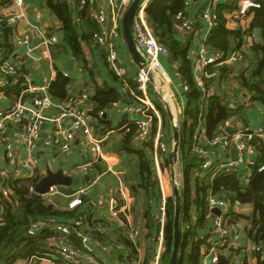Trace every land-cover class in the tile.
Segmentation results:
<instances>
[{
    "label": "crops",
    "instance_id": "crops-1",
    "mask_svg": "<svg viewBox=\"0 0 264 264\" xmlns=\"http://www.w3.org/2000/svg\"><path fill=\"white\" fill-rule=\"evenodd\" d=\"M65 1L69 7L73 23L81 30L82 35H88L91 31L86 19L89 18L87 13L79 11L76 6L69 4L67 0ZM99 2L107 5L104 0H99ZM222 3L225 4L227 2L226 0H187L183 11L180 13L182 21H175V28L179 30L177 32L181 37L185 38L186 34L192 35L191 47L188 54L192 60L193 71L199 51L206 44L212 31L208 22L203 18V14L209 8L216 14L217 6ZM233 4H235V9L225 13L227 28L231 41L235 42V47L233 48H240V51L245 55V59L225 66L226 69L232 68L229 80L221 76L216 79L213 78V83L209 87H202V90L209 94H222L226 97L229 105L233 101L237 102L236 108H232L235 110L234 116L227 121L228 124H224L221 130L226 131L228 134L233 133L239 128L257 132L260 129H264V105L253 102L249 106L242 102L241 94L248 92L242 89L240 76L245 68L251 66V62L247 59L246 55L254 56L255 45H264V39L261 37V30L259 28L254 29L252 34L245 33L251 27L255 17L251 9L253 7L264 6V0H236ZM12 8L14 9L12 0H0L1 17L6 18L9 16ZM21 11L25 14V17L19 20L15 28L5 24L8 27V34L4 30L1 32L3 27H0V59L14 60L19 66V72L10 85L3 86L1 82L4 78L0 75V108H13L20 103L29 108V110H32L34 99L40 96H49L53 100L54 105L46 113L48 119L42 125L41 137L35 151L37 162L35 166L32 168L23 166L22 161L25 157L26 149L24 144L19 140L14 137L8 139V142L13 146V158L7 157L4 144L0 143L1 177L12 180L38 178V183L47 174L48 170L56 172L62 169L66 176L78 178L80 181L77 186L55 185L54 187H56L58 192L49 196L48 199L52 201L50 204L59 211H76L78 214L71 218L78 217L84 219L82 230L92 236L95 248L98 250L101 244L111 246L110 251L103 252L101 255L110 264H154L152 251L157 246V237L160 230V223L158 221V216L160 215L159 206L164 198H174V187L169 162L174 142L173 121L164 107L165 104L157 96L154 97L157 107L158 103H160L167 115L166 118L162 116L161 128H154L152 134L154 136L156 131L161 130L169 147L168 153L162 157L160 169L157 168L154 159L155 148L153 142L144 144L135 141L134 137L130 143L131 148L141 149L149 157L152 172L150 175L144 173V178H142L138 156L128 150L129 146H125L126 136L131 126H137V124L132 119V115L124 111V107L130 102L134 103V101L126 93L127 89L124 88L120 78H116L114 72L111 70L104 51L96 45L94 39L92 40L89 37L87 41L82 43L83 58L75 57L65 42V31L62 22L48 6V0H24ZM29 17L33 19L34 23L29 20ZM89 19L95 23L91 18ZM183 21L192 22L191 29L182 28ZM95 25L98 30V24L95 23ZM61 32H64L63 39H61ZM239 33L243 35V39L239 37ZM24 35H28L31 39V51H28L27 48L18 47L16 43L17 37ZM53 37H57L58 40L55 42L51 41ZM11 48L13 49L11 50ZM118 52L128 68V73L136 76L140 66L130 55L123 37L118 40ZM169 56H161L160 59L171 64V68L179 80V85L173 86V77L167 72L172 92L175 94L174 98L177 100L179 106V108H174L172 105L171 108L175 121L179 124L186 107V95L184 99H181L186 89L184 88V83L176 73L178 63L170 61ZM69 58H73L75 63L74 69L72 72H69L68 88L73 96L71 99L73 102L77 103L80 99H83V102L78 104L80 108L89 111L90 108L94 107L93 98L95 96V86L97 85L103 89L116 88L121 96L118 101L111 103L106 108V117H102V120L90 115L94 135L103 140V150L108 159V162H97L94 165V173L91 174H82L78 170L80 165L93 160V154L84 145L82 138L77 137L71 149L63 151L59 132L51 120L52 117H56L59 114V105L63 102L71 101H60L49 92L50 83L56 80L59 73L63 74L66 72L63 62ZM24 77L29 78L31 84L37 87L38 90H26L27 84ZM262 83L264 84V79ZM14 86H20L21 92L16 94L14 90H9V93H7V88ZM132 87L135 88L134 83H132ZM174 109H176L177 114L174 112ZM28 114L29 111L27 112ZM134 117L137 120L143 118L141 114H136ZM22 123L25 124L23 119ZM199 124L201 125V123ZM11 125L13 124L11 123ZM66 125L70 126L69 123H66ZM227 128H234V131L228 132ZM200 131L202 132L201 128L195 133H199ZM258 137L264 140V135ZM251 140L249 141L251 142ZM47 141H50L51 144H48ZM206 149H208L207 158L213 162L226 163L233 160L232 152L235 148L224 150L221 147L207 146ZM259 157V150L251 144V148L244 154L243 161L239 163L237 169L229 173L237 175L243 192L248 187L245 180L250 175L252 177L253 167L258 165ZM199 167L194 171V179L198 178L197 171ZM175 173L176 182L180 189L183 190V173L180 157L175 164ZM207 174L203 177H206ZM85 175H89L90 179L87 180ZM82 189L84 192L79 193L78 191ZM5 190L6 195L11 193L10 189L4 188ZM217 195L228 198L230 201V212L250 216L254 211L251 203L240 202L239 200H235V203H232V200L236 197V193L233 191H226V193H218ZM75 197H80L82 203L75 209H71L69 203ZM84 198L86 199L85 202L83 201ZM100 200L103 202L99 203ZM114 210L119 212L118 217L113 216L112 212ZM209 218L211 217L209 216ZM57 220L59 222L52 224L54 229L57 224L68 219ZM237 222L232 223L229 217V223L233 231L241 235V240L237 246L229 245L226 247L223 253L230 257L229 264H258V255L253 247L256 245L264 246V237L261 235L259 241H256L254 237H248V230L251 227L250 221L241 218ZM129 223L134 225L140 232L139 251L133 250L129 245ZM73 243L76 245L80 242L74 240ZM117 244H122V247L118 248ZM49 254L51 253H42L41 256H36L29 260L21 259L15 264H52L53 262L65 264L60 262L57 256H50ZM212 256V251H208L207 247L203 246L201 248L199 264H207ZM210 264L214 263L211 262Z\"/></svg>",
    "mask_w": 264,
    "mask_h": 264
},
{
    "label": "built area",
    "instance_id": "built-area-1",
    "mask_svg": "<svg viewBox=\"0 0 264 264\" xmlns=\"http://www.w3.org/2000/svg\"><path fill=\"white\" fill-rule=\"evenodd\" d=\"M23 1L24 0H12L14 9L12 8L11 13L6 18L0 16V27L2 24H7L15 28L19 20L25 17V14L21 11ZM104 1H106L107 5L100 3L99 0H67L69 4L76 6L79 11H85L88 17L98 24L99 29L96 31L94 41L96 45L104 51L111 70L120 78L124 88L127 89L126 93L134 101V103L130 102L126 104L124 111L132 115V119L137 124L138 132L135 136V141L144 144L153 142L155 148L154 159L157 168L160 169L159 166L162 157L168 153L169 147L166 143L164 133L161 130L156 131L154 136L152 135L154 128L159 129L162 125V115L154 97L157 96L166 106V102L169 101V98L175 95L171 89L169 75L160 59L161 56L167 57L170 53L168 49L158 41L147 22L146 7L150 0H142L134 17L133 34L137 48L145 57L146 62L140 67L136 76L130 75L127 66L118 52V40L122 37L123 18L133 0ZM235 1L236 0H226L227 3H234ZM203 18L208 22L210 28L214 27L215 14L211 8L203 14ZM176 20L182 21V16L179 14ZM192 25V22L189 21L182 22V28L184 29H191ZM57 40V37L51 39V41L54 42ZM30 41V37L24 35L17 37L16 43L18 47L27 48L28 51H31ZM244 59L245 56L241 51H234L225 58L224 52H212L205 44L200 49L194 64V79L200 87H204L205 78L216 79L220 76V71L218 70L211 73L207 72L210 65H214L217 68L224 67ZM18 67V64L14 60L0 59V75L4 78L1 82L3 86L12 84L14 77L19 72ZM63 75L69 77L68 72H64ZM151 75H153V82H151ZM24 80L27 84L26 90H38L37 87L31 84L29 78L24 77ZM132 83L135 84V88L132 87ZM166 87L171 90V92L165 94L163 91ZM184 88L187 90V85L184 84ZM240 97L242 102L246 105L250 106L252 104L248 93H243ZM82 102L83 99H80L77 103L72 100L63 102L58 106L60 109L59 114L56 117H52L51 120L59 132L63 151H69L77 137L82 138L84 145L93 154V160L89 163L80 165L78 170L82 174H91L94 173V165L97 162H108V159L103 150V140L95 136L93 132L89 113L92 108H90L89 111L80 108L78 104ZM53 105L54 102L49 96H40L34 99L35 110H29V108L20 103L13 108H0V143L4 144L8 158L14 157L13 146L8 142L10 137H14L23 143L26 149V154L22 161L23 166L28 168L35 166L37 163L35 151L41 137L42 125L43 122L48 119L46 113ZM28 111L29 114L27 115ZM99 114L103 116L105 111ZM136 114H141L143 118L137 120L134 117ZM24 118L27 120L25 124L22 123V119ZM11 123L13 125H11ZM66 123H69L70 126L68 127ZM226 123L228 124V122ZM263 135L264 129L252 132L249 130L247 131L245 128H239L232 134H228L223 130L217 132L206 141L207 146L221 147L224 150L235 148L238 151L236 160L222 163L213 162L207 158L208 149L202 145L204 138L200 132L195 133L193 135L192 151L203 159L197 171V176L202 178L210 170H214L212 176L234 172L239 166V163L243 161L244 154L251 148V142L249 140L254 136ZM47 143L51 144L50 141H47ZM258 170L264 171V164L258 166ZM251 178L250 175L249 178L245 180L246 184H249ZM0 191H4L2 183H0ZM4 192L6 193V190ZM57 192L56 187H51L50 191L42 196L48 203H52L48 198L50 195H54ZM78 192H84V190L82 189ZM102 202L103 201L100 200L99 203ZM81 203L82 199L80 197H75L70 201L69 207L75 209ZM206 206L207 212L211 217L210 227L215 235V237L210 238L209 241L212 246L211 251L213 254L211 262L217 264L219 261V248L228 247L229 245L237 246L241 240V235L238 232H234L229 223V216L227 215L230 213V201L228 198L210 193L206 200ZM215 208L221 209L220 215L213 213V209ZM159 211L160 215L158 216V221L160 223V230L157 237V246L152 251L154 264H164L163 255L166 250L167 198L163 199L159 206ZM112 214L114 217L119 216V212L115 210ZM55 222L59 221L50 218L45 221L35 222L32 225L31 232L36 234L44 228L52 227L54 229L52 224ZM83 224L84 219L78 217L70 218L57 224L53 236L45 242L44 253L50 252V256H57L59 261L65 264H110L101 255L103 252L110 251L111 246L108 244H101L100 248L97 250L92 236L82 230ZM139 239V230L129 223L128 242L130 247L135 251H139ZM74 240L80 243L75 245L73 243ZM117 247L121 248L122 244H117ZM253 249L256 252H261L264 251V246L256 245ZM52 264L57 263L53 262Z\"/></svg>",
    "mask_w": 264,
    "mask_h": 264
},
{
    "label": "trees",
    "instance_id": "trees-1",
    "mask_svg": "<svg viewBox=\"0 0 264 264\" xmlns=\"http://www.w3.org/2000/svg\"><path fill=\"white\" fill-rule=\"evenodd\" d=\"M186 1L150 0L146 7V18L158 41L173 55L172 61L178 63L176 73L182 82L187 85L185 92L186 107L179 122L181 137L180 161L183 173V190H181L183 209L181 215L182 239L178 264H199L201 248L205 246L210 251L212 247L209 243L210 238L215 237L210 227V218L206 206V200L210 193L220 194L233 191L236 193V197L232 200V203H235V200L251 203L254 211L250 216L238 215L234 212H230L227 216L230 217L232 223H238L237 221L241 218L249 220L251 227L248 230V237H254L256 241L261 239V235L264 237V171L258 170V166L264 164V140L258 136H254L251 140V144L259 150L260 157L258 165L253 167L252 178L245 192L242 191L240 180L236 174L222 173L212 176L214 170H210L206 177L194 179V171L202 164L203 159L192 151L193 135L201 128L202 132L200 131V133L204 138L202 145L207 147L206 141L217 132H220L224 124L234 116L235 110L230 107L225 96L218 93L203 92L202 87L194 79L192 60L188 54L192 35L186 34L183 38L175 31L176 18L183 11ZM48 6L62 22L65 31V42L70 47L72 54L77 58H83L82 43L87 41L89 37L92 40L94 39L97 31L95 23L86 18L91 32L88 35H82L81 30L72 21L65 0H48ZM234 6L233 3H222L217 6L214 18L215 24L206 41V46L212 52L222 51L225 58L234 51H240V48L234 49L231 45L225 17L227 11L235 9ZM251 11L254 12L255 17L251 27L245 33L252 34L254 29L259 28L261 37L264 39V6L253 7ZM83 12L85 13V11ZM2 27L1 32L4 30L8 34V27L5 24ZM239 37L243 39V35L240 33ZM255 46V55H246L251 62V66L245 68L240 76V81L242 89L250 95V101L264 105V84L262 83L264 79V45L256 44ZM250 50L253 51L252 48ZM221 68L210 65L207 72L211 73L218 70L221 77L229 80L232 68L227 67L228 69L224 72H221ZM116 78L118 77L116 76ZM213 81V78H205L204 87H209ZM68 85L69 78L59 73L56 80L50 83L49 92L60 101L71 100L73 96ZM9 90H14L16 94H19L21 87L7 88V93H9ZM120 97V93L116 88L103 89L98 85L95 86L94 107L90 115L102 120L103 116L99 113L105 111L111 103H115ZM158 107L163 118H166L167 115L163 106L158 103ZM137 132L138 127L131 126L126 136L125 146H129L128 150L138 156L142 178H144V173L151 174L152 167L148 155L143 150L130 147V143ZM166 161L168 163L167 159ZM37 179L12 180L10 178L4 179L0 175V183L4 188L11 190L9 195H6L4 191H0V207L4 209L3 213L0 214V264H15L18 260H29L41 256L42 253L44 254L45 242L53 236L56 229L52 227L44 228L34 234L31 232L33 223L50 218L69 219L78 214L76 211H59L48 203L42 195L36 193L34 186L38 181ZM83 201L85 202L86 199L84 198ZM173 216L174 198L169 197L167 199L164 264L169 263L171 255ZM225 248H219V261L217 264H229L230 257L223 253ZM257 255L258 264H264V251L257 252Z\"/></svg>",
    "mask_w": 264,
    "mask_h": 264
},
{
    "label": "water",
    "instance_id": "water-1",
    "mask_svg": "<svg viewBox=\"0 0 264 264\" xmlns=\"http://www.w3.org/2000/svg\"><path fill=\"white\" fill-rule=\"evenodd\" d=\"M142 0H133L130 4L128 10L125 13V16L123 18V24H122V37L124 39V42L127 46V49L132 56L133 60L142 67L146 59L141 54V52L138 50L136 41L133 34V21L134 17L140 7ZM29 20L34 23L33 19L29 17ZM175 31H179L177 28H175ZM64 38V32H61V39ZM232 47H235V42L231 41ZM170 61L173 59V55L170 54L169 56ZM74 63L75 60L73 58L67 59L64 64V68L66 72H72L74 69ZM226 67H222L221 71L224 72ZM151 82L154 81L153 75L150 76ZM166 89V88H165ZM164 89V91H165ZM167 90V89H166ZM167 93V91H165ZM237 102H231L230 107L236 108ZM167 113L169 114V117L173 121L172 129H173V136H174V142H173V148L170 155V167H171V173H172V180H173V190H174V216H173V242H172V249H171V255L169 259L168 264H178L179 261V251H180V245H181V239H182V230H181V215H182V209H183V197L181 193V189L176 182V173H175V164L178 162L180 157V148H181V137H180V126L175 121L174 113L172 111V108L168 102H166L165 106ZM32 110H35V107L32 106ZM48 117V116H46ZM103 117H106V113L103 115ZM25 123L27 122L26 119H23ZM228 132H233L234 128H227ZM232 134V133H230ZM233 160L237 159L238 151L236 149L232 152ZM85 178L87 180L90 179L89 175H85ZM79 179L71 176H66L64 171L62 169L57 170L56 172L52 170H48L47 174L41 178V180L36 184L35 186V192L40 195H45L50 191L51 187H54L55 185L60 186H77L79 184ZM233 198V196H231ZM4 209L1 208V214L3 213ZM213 213L216 215L221 214L220 208L213 209ZM211 260L207 262V264H210Z\"/></svg>",
    "mask_w": 264,
    "mask_h": 264
},
{
    "label": "rangeland",
    "instance_id": "rangeland-1",
    "mask_svg": "<svg viewBox=\"0 0 264 264\" xmlns=\"http://www.w3.org/2000/svg\"><path fill=\"white\" fill-rule=\"evenodd\" d=\"M162 63H163V65H164V67H165V69H166V71L168 72V73H170L171 75H172V77H173V79H172V82H173V86H176V85H179V80H178V78L175 76V73L173 72V70H172V68H171V64H169L167 61H165V60H163L162 61ZM166 85V84H165ZM166 89H167V87H166ZM165 89V91H167V92H171V90H169V89H167L166 90ZM165 91H163V92H165ZM178 94V93H177ZM185 92L183 93V95L181 96V99H184L185 98ZM156 97V96H155ZM177 98V97H176ZM168 104H170V106H174V108L175 107H177V108H179V106H178V102H177V100L174 98V96H171L170 98H169V101H168ZM164 107H165V105H164ZM174 112L176 113V109H174ZM177 114V113H176ZM171 150V149H170ZM160 164H161V162H160ZM168 170H169V168H168Z\"/></svg>",
    "mask_w": 264,
    "mask_h": 264
}]
</instances>
